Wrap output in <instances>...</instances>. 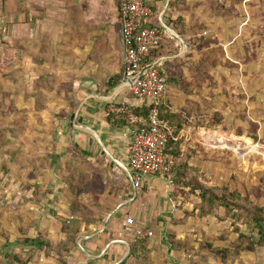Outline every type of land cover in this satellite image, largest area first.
Instances as JSON below:
<instances>
[{"label": "crops", "instance_id": "crops-1", "mask_svg": "<svg viewBox=\"0 0 264 264\" xmlns=\"http://www.w3.org/2000/svg\"><path fill=\"white\" fill-rule=\"evenodd\" d=\"M125 1L23 0L24 12L0 17V39L10 41L5 43L9 44L7 50L0 47V54L4 51L0 76L15 79L13 70L8 69L6 76L2 65H11L20 51L24 57L21 70L25 72L26 102L31 104L35 117H42L44 136L54 138L49 149L67 154L68 149L81 150L86 157L71 154L73 163L93 168V190L65 191L64 181L56 174L60 189L45 192L41 207H31V212L25 209V220L17 223L3 221L0 264L201 262L200 256L190 262L191 257L173 248L167 236L160 239L162 233L184 230L188 225L173 222L172 217L183 212L176 204L179 200L171 196V180L163 175L148 176L140 187L133 185L129 164L132 133L125 113L116 109L129 103L135 112L141 108L144 112L148 101L138 99L124 80L121 8ZM144 1L152 11L153 26L160 25L166 31L164 44L169 49L179 48L176 54L151 60L158 63L162 73L182 74L183 79L167 82L165 101L185 115L189 101L196 96L203 101L206 96L201 91L198 72L191 66L194 59L187 56L197 52L192 47L193 40L202 33L196 25L201 14L192 17L196 0ZM19 29L23 32L19 33ZM7 51L9 56L5 55ZM175 58L178 60H171ZM184 61L187 65L182 64ZM13 84L10 82L9 91H4L7 98L17 92L18 86ZM208 84L209 81L206 87L210 88ZM194 128L188 125L181 130L182 141L187 142L186 132ZM66 135L73 138L66 142ZM129 218L133 223L128 222ZM65 223L70 227L71 241L67 239ZM139 229L151 234L137 237ZM41 240L43 244L39 246ZM64 243L67 247L63 249Z\"/></svg>", "mask_w": 264, "mask_h": 264}, {"label": "rangeland", "instance_id": "rangeland-1", "mask_svg": "<svg viewBox=\"0 0 264 264\" xmlns=\"http://www.w3.org/2000/svg\"><path fill=\"white\" fill-rule=\"evenodd\" d=\"M192 9L193 19L201 16L196 25L202 33L193 40L192 47L197 52L187 56L194 59L191 66L203 84L202 87L199 83L202 93L206 94L203 101H209L207 108H201L205 110L204 120L215 111L222 115L223 120L222 127L217 125L210 129L195 125L191 126L195 128L190 133L186 132L183 153L189 164L183 166L182 162L176 166L179 172L176 182L180 183V194L183 195L176 204L183 213L172 218L180 219L185 211H192L194 205L199 204L200 200L192 192L193 183L212 188L216 193L223 184L236 187L264 210V0H196ZM214 15L217 17L213 18ZM8 42L9 39H0L2 50H7L9 44L6 46L5 43ZM5 55L9 56L8 51ZM15 56L11 65H2L6 67L4 74L8 69L13 70L15 79L0 76V88L6 89L14 81L17 83L13 86H18L11 97L0 95V225L3 221L17 223L19 219L25 220V209L30 208L31 212V207H41L45 192L60 189L56 180V174L59 175L57 166L50 163L38 166L41 164L40 155L53 153L49 148L55 141L44 136L42 117H35L31 104L26 102L25 72L21 70L24 57L20 51ZM182 64L187 65L185 61ZM208 81L210 88L206 87ZM191 101V106L203 102L199 96ZM201 109L197 108L196 112L201 114ZM197 118H202V114ZM72 138L66 135V142ZM65 171L67 169L63 168L62 175ZM66 188L71 189L67 182H62V189L66 191ZM14 208L17 209L16 214ZM191 216L185 221L188 224L186 229L174 232L177 240L188 241L200 250L205 248V238H223L225 231L232 233L229 220ZM30 217L32 219L33 214ZM171 232L162 233L160 239L167 236L168 242L175 238ZM229 238H233V234H229ZM226 241L228 244L231 240ZM216 245L223 246L224 242ZM192 254H188L190 262L194 257ZM208 261L215 264L213 258ZM234 264H264V248L242 253L241 259Z\"/></svg>", "mask_w": 264, "mask_h": 264}, {"label": "trees", "instance_id": "trees-1", "mask_svg": "<svg viewBox=\"0 0 264 264\" xmlns=\"http://www.w3.org/2000/svg\"><path fill=\"white\" fill-rule=\"evenodd\" d=\"M0 17L12 14H20L25 10V4L23 0H0ZM153 19L152 13L150 14L149 22L147 25L153 26L151 23ZM155 26V25H154ZM158 26V25H156ZM158 27L161 28L159 25ZM167 41H172L168 38ZM166 40H163L160 46L156 49L154 56L151 59L159 58L162 55L168 54H176L179 50L177 46L169 49V46L164 44ZM166 48V49H165ZM172 61L178 60L171 59ZM151 61V60H150ZM181 65V63H179ZM203 68V66H201ZM167 79V82L174 81L175 79H183L182 74H173V73H163ZM181 82V81H180ZM192 83V82H191ZM197 83H194L196 85ZM182 86V83H181ZM197 86V85H196ZM195 86V87H196ZM197 88V87H196ZM200 89L201 86L199 85ZM8 90V88H0V95L4 94V91ZM185 91V89H182ZM165 96L159 106V117L163 119L169 128H174L176 126V131L174 130L170 136L169 140L166 144V153L167 155L173 158V163L171 169L168 172L163 173L162 175L165 178H169L171 183L174 184V189L171 192V196L175 201L178 198L183 196L180 194V186L179 182H176V176H178L179 172L176 169V166L181 165L183 162V166L187 163V159L183 153V141L180 138L181 130L186 129V126H197L198 128L206 127V128H214V126H221V119L223 120L222 115L215 111L209 119L204 120L205 110L201 108H207L209 105V101L202 102V104L196 106H191L187 114L183 115V113L174 111L171 106L165 101ZM41 108V106H40ZM201 109V114L196 112V109ZM72 112L74 107H72ZM142 108L136 111V114H140L144 116V123L142 127L148 128L149 121V106L144 107V112H141ZM142 113V114H141ZM72 114V113H71ZM194 118L190 121L189 118ZM201 119V120H200ZM198 120V121H197ZM225 125V124H223ZM222 127V126H221ZM185 150V148H184ZM81 150L78 149H70L68 150V154L66 152L61 153H47L46 155H40L39 159L41 164H37L38 166L44 167L45 164L50 163L51 166L56 165L59 169V175L61 176L64 182H67L69 188L66 191L71 193L77 192L79 189L81 190H93V168L84 163L83 165H75L72 161L71 154H75L76 157H86L80 154ZM70 154V156H69ZM190 159V158H189ZM65 167H63V166ZM67 169L65 171V175H62L63 168ZM174 176V179L172 177ZM178 178V177H177ZM178 185L179 187L177 188ZM192 192L196 195L195 197L200 200L199 204L194 205L192 211L184 212V214L180 217V219L174 220V223H185L191 215L197 216L199 219H206L210 217H214L219 221H231L230 225H232V233L221 230V233L224 232L223 238L220 236L215 238L212 236L211 239L205 238L204 247L202 250L198 249V247H193L190 245L188 241L177 240L178 238L175 232L174 237L170 239V245L176 250H181L188 254H192L188 249L191 248L195 252L192 254L193 256H200L201 262H192L191 264H209V258H213L215 264H234L239 261L242 257V253L246 252H256L259 248H264V210L263 207L251 201L248 197L244 196L242 192L236 187H230L228 184H223L220 188L218 187V193L214 192V189L207 188L205 186H196L194 183L191 184ZM173 186V185H172ZM98 189H101V184L98 185ZM223 212V214H221ZM65 233L67 235V239L71 236L68 230L70 227L65 223L64 225ZM4 234V232H3ZM229 234H233V238H229ZM213 235V234H212ZM170 236V234H169ZM171 237V236H170ZM207 237V236H206ZM215 239V240H214ZM226 240H231L228 242ZM69 241H71L69 239ZM224 242V245H216L218 242ZM43 242H39V246H42ZM67 247V244H63V249ZM200 248V247H199ZM68 250H64L67 252ZM203 252V255L200 253Z\"/></svg>", "mask_w": 264, "mask_h": 264}, {"label": "built area", "instance_id": "built-area-1", "mask_svg": "<svg viewBox=\"0 0 264 264\" xmlns=\"http://www.w3.org/2000/svg\"><path fill=\"white\" fill-rule=\"evenodd\" d=\"M152 13L144 0H126L121 8L122 39L124 47V80L134 95L147 100L149 127L144 128V117L136 114L129 103L117 107L126 115L132 137L129 146V164L133 185L138 188L144 178L162 175L171 169L173 158L166 153V144L174 128L159 117V106L165 96L167 79L153 62L156 49L164 40L166 31L158 26L145 24ZM151 60V61H150ZM133 223V219H128ZM151 231L139 229L137 237L150 235Z\"/></svg>", "mask_w": 264, "mask_h": 264}]
</instances>
